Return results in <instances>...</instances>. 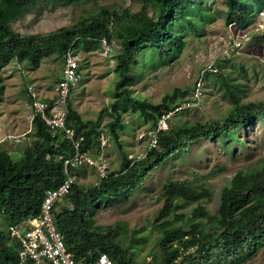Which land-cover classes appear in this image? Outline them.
I'll list each match as a JSON object with an SVG mask.
<instances>
[{"label":"trees","instance_id":"1","mask_svg":"<svg viewBox=\"0 0 264 264\" xmlns=\"http://www.w3.org/2000/svg\"><path fill=\"white\" fill-rule=\"evenodd\" d=\"M75 1L78 0H0V66L15 59L35 68L42 58L51 55L63 61L69 47L75 50L81 45L85 50L96 49L102 38L110 42L115 37L119 48L114 56L116 100L111 105L114 112L119 115L117 106L122 107L125 99L134 102L143 115L151 118L152 129L157 127L161 117L177 110L182 102L190 101L177 98L178 93L182 96L186 93L177 87L167 92L159 103L132 98L127 93L133 79L140 75L139 61L147 59L152 64L173 59L185 46L187 33L199 32L201 22L195 14L207 12L208 0H141L135 12L128 7L120 10L102 7L95 15L47 33L21 34L12 27L14 20L33 8L50 2ZM224 1L225 23L239 27L248 25L253 14L264 5V0ZM206 74L213 83L219 84L222 96L230 102L221 120H196L160 129L156 146L148 147L143 157L128 158L123 153L119 166L109 167L107 176L96 184L72 185L66 203L54 212V221L75 260L86 257L89 261L103 252L111 258L112 264H240L264 246V157L234 171L221 187L214 213L201 204L202 199L213 193L204 178L198 183L189 179L166 180L160 186L158 198L163 204L155 219V227L160 231L158 249L147 261L138 259L135 252V248L145 242V236L133 232L126 243L121 238L127 231L125 221L101 224L94 219V210L100 203L126 198L151 170L186 149L191 142L207 137L238 139L236 130L240 126L254 119H264V101L241 102L242 84L235 81L230 71ZM28 99L31 103L30 93ZM67 106V124L83 135L82 148L90 147L96 155L103 152L97 139L101 130L93 121L82 119L72 107L71 99ZM31 123L34 138L24 146L19 159H13L0 146V264L16 262V244L6 234L9 224L40 212L45 190L63 180L64 158L72 152L69 141L53 133L39 115H35ZM109 130L117 139L113 124L109 125ZM188 202H196L193 215L205 218L208 227H204L202 220L189 223L182 213L176 212ZM170 213L172 218L168 217ZM176 219L181 222L175 224Z\"/></svg>","mask_w":264,"mask_h":264},{"label":"rangeland","instance_id":"2","mask_svg":"<svg viewBox=\"0 0 264 264\" xmlns=\"http://www.w3.org/2000/svg\"><path fill=\"white\" fill-rule=\"evenodd\" d=\"M140 5L141 0L50 2L14 20L12 27L21 34L47 33L95 15L102 7L109 10L128 7L135 12ZM225 5L224 0H208L207 12L195 14L201 22L199 32L187 33L185 46L173 59L152 64L147 59L139 61L140 75L133 79L127 93L132 98L159 103L167 92L177 87L186 91L183 96L178 93L177 98L190 100L165 115V121L161 117L157 126L166 129L196 120H221L230 102L222 96L219 84L213 83L207 72L230 71L235 81L242 84L241 102L264 101V5L243 27L225 23L222 13ZM110 45L109 53H105L101 45L88 50L81 45L75 48L81 76L72 88L70 99L82 119L93 121L99 130L107 134L102 153L109 167L115 169L123 153L128 158L137 159L145 155L151 118L143 115L134 102L125 98L124 105L117 106L119 115L112 110L111 105L116 100L114 56L119 48L117 38L113 37ZM62 67L63 61L55 55L42 58L35 68L30 63H18L15 59L0 66V146L13 159H19L24 146L34 138L28 93H34L41 99L55 96ZM110 124L115 127L117 139L110 133ZM236 136L238 139L207 137L191 142L186 149L171 155L151 170L143 183L126 198L100 203L93 214L96 223L125 221L127 231L121 238L127 243L133 232L145 236V242L138 245L135 252L138 259L149 260L158 249L160 231L155 227V219L163 204V200L158 198L160 186L166 180L189 179L198 183L204 178L213 193L202 199L201 204L214 213L221 187L230 180L234 171L264 157V119H254L248 125L240 126ZM92 155L96 154L92 152ZM74 174L76 183L81 185L94 184L97 180L93 170L79 168ZM205 174L209 175L204 177ZM63 203L66 199L58 204L56 210ZM195 205L196 202L183 203L176 212L182 213L189 223L202 220L204 227H208L205 218L193 215ZM168 217L172 218V213ZM180 222V219L175 220V224ZM6 234L8 236L7 231ZM240 264H264V246Z\"/></svg>","mask_w":264,"mask_h":264},{"label":"built area","instance_id":"3","mask_svg":"<svg viewBox=\"0 0 264 264\" xmlns=\"http://www.w3.org/2000/svg\"><path fill=\"white\" fill-rule=\"evenodd\" d=\"M112 21L109 22L111 29ZM101 48L105 53L111 51L110 42L101 39ZM80 62L77 52L69 47L63 55L61 75L56 82L55 96L50 99L37 98L33 93L31 121L39 115L44 124L53 132L65 137L71 146V154L64 158V178L55 187L45 190L40 212L33 217L24 218L8 226V239L16 244L17 257L14 264H112L106 253H99L94 259L81 258L75 260L64 245L63 237L54 221V212L58 204L70 193L76 183L74 171L79 168L93 170L97 181L107 176L109 164L100 152L92 155L90 147L82 148L83 135L75 132L72 125L67 124L68 106L73 86L80 80ZM165 121V116L162 117ZM162 126H157L147 132L148 147L156 146L157 133ZM100 147L107 143V134L100 131L98 135Z\"/></svg>","mask_w":264,"mask_h":264},{"label":"clouds","instance_id":"4","mask_svg":"<svg viewBox=\"0 0 264 264\" xmlns=\"http://www.w3.org/2000/svg\"><path fill=\"white\" fill-rule=\"evenodd\" d=\"M100 45H101V41H100ZM163 129H165V128H163Z\"/></svg>","mask_w":264,"mask_h":264}]
</instances>
